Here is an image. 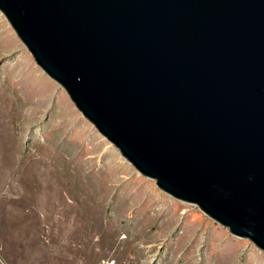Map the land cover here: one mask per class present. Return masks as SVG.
<instances>
[{
	"label": "water",
	"instance_id": "water-1",
	"mask_svg": "<svg viewBox=\"0 0 264 264\" xmlns=\"http://www.w3.org/2000/svg\"><path fill=\"white\" fill-rule=\"evenodd\" d=\"M121 155L264 252V0H0Z\"/></svg>",
	"mask_w": 264,
	"mask_h": 264
},
{
	"label": "rangeland",
	"instance_id": "rangeland-1",
	"mask_svg": "<svg viewBox=\"0 0 264 264\" xmlns=\"http://www.w3.org/2000/svg\"><path fill=\"white\" fill-rule=\"evenodd\" d=\"M0 264H264V252L143 176L0 12Z\"/></svg>",
	"mask_w": 264,
	"mask_h": 264
}]
</instances>
